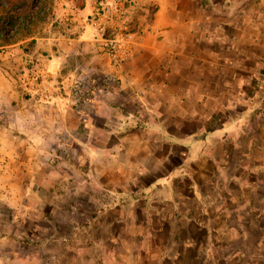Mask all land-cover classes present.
Wrapping results in <instances>:
<instances>
[{"label": "rangeland", "instance_id": "1", "mask_svg": "<svg viewBox=\"0 0 264 264\" xmlns=\"http://www.w3.org/2000/svg\"><path fill=\"white\" fill-rule=\"evenodd\" d=\"M16 1L19 9L25 6L12 17L19 16L23 25L32 15L48 16L41 12L47 0ZM32 5V15L20 16ZM189 8L203 34L200 56L192 62L200 66L195 84L201 99L199 106L184 108H194L197 118L177 124L184 135L193 132L197 148L191 152L193 143H184L180 154L174 150L182 148L173 147L168 137H153L150 168L140 177L134 147L150 151L143 131L148 121L130 122V131L110 139L119 149L102 156L113 165L104 180L118 176V185H101L82 182L93 178L96 171L86 161L96 155L75 142L72 153L64 155L72 166L55 164L49 184L43 185L45 176L40 184L43 192L68 196L78 190L72 207L65 203L64 216L44 218L57 229L51 240L79 248L65 251L57 242L48 253L40 249L41 256L51 252L72 258V264H264V0H194ZM131 129L137 131L136 143ZM92 143L101 144L95 138ZM157 173L168 177L147 185ZM80 204L79 211L74 206ZM31 237L23 234V255L38 250Z\"/></svg>", "mask_w": 264, "mask_h": 264}, {"label": "crops", "instance_id": "2", "mask_svg": "<svg viewBox=\"0 0 264 264\" xmlns=\"http://www.w3.org/2000/svg\"><path fill=\"white\" fill-rule=\"evenodd\" d=\"M98 1L101 0H47L44 5L49 7L48 16L37 18L32 15L34 6H29L20 16L29 14L32 20L24 18V25L18 20L22 28L15 26L11 32L6 30L7 25L18 19L19 16L15 20L12 16L19 15L18 10L23 11L25 5L19 9L18 1H0V15L6 12L0 18V264L75 261L51 252L43 257L40 252L42 249L48 253L57 242L66 246L65 251L79 248L51 240L57 229L44 218L54 213L64 216L61 211L65 203L72 207L71 197L77 200L78 190L68 196L49 189L50 192H43L40 184V178L45 177L48 179L43 185L49 184V169L55 164L72 166L64 155L72 153L75 142L83 145L85 153L96 155L94 161H86L96 171L93 178L82 182L101 185L108 181L104 176L113 168L105 164L102 156L119 149L110 144V139L130 131L126 129L130 122L148 121L149 128L143 131L147 133L144 145L150 146V151L141 149V145L134 147L138 156L133 164L134 169L141 170L140 177L150 168L146 161L154 152L153 137H168L173 147L182 148L179 152L174 150L180 154L184 143H193L191 152L198 146L193 132L184 135L177 124L197 118L194 108L186 112L184 108L199 106L201 99L195 84L200 66L192 62L200 56L198 41L203 34L195 18L189 16V5L194 0H109L115 4L127 2L134 45L132 55L122 63L101 51L94 30L87 25ZM30 62L45 63L53 84V94L46 99L39 98L21 81ZM76 97L81 99L77 104ZM132 132L136 143L137 131ZM93 138L101 144H93ZM167 177L157 173L146 184L159 185ZM118 179L117 176L108 183L118 185ZM81 206L84 205L74 207L80 211ZM25 233L32 235V243L38 249L31 256L20 252ZM41 236L44 241L34 242Z\"/></svg>", "mask_w": 264, "mask_h": 264}, {"label": "built area", "instance_id": "3", "mask_svg": "<svg viewBox=\"0 0 264 264\" xmlns=\"http://www.w3.org/2000/svg\"><path fill=\"white\" fill-rule=\"evenodd\" d=\"M42 11L48 14L49 7L44 5ZM87 25L94 30L101 51L112 60L122 63L132 55L134 40L129 29L126 1H118L116 4L109 0L96 2L87 18ZM21 81L41 99L53 94V84L43 62H35L24 71ZM80 100L76 97L75 104Z\"/></svg>", "mask_w": 264, "mask_h": 264}, {"label": "trees", "instance_id": "4", "mask_svg": "<svg viewBox=\"0 0 264 264\" xmlns=\"http://www.w3.org/2000/svg\"><path fill=\"white\" fill-rule=\"evenodd\" d=\"M27 21H30L29 18L27 19ZM16 23H20L18 20L13 21L12 23L9 22V24L6 27V30H8V32H11L13 30V26ZM23 23V22H22ZM21 28L20 24L17 25V29Z\"/></svg>", "mask_w": 264, "mask_h": 264}]
</instances>
